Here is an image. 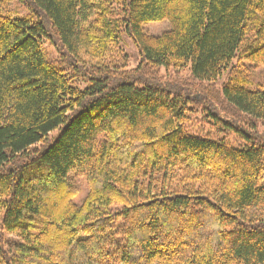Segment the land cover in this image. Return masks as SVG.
I'll return each mask as SVG.
<instances>
[{
  "label": "trees",
  "instance_id": "obj_1",
  "mask_svg": "<svg viewBox=\"0 0 264 264\" xmlns=\"http://www.w3.org/2000/svg\"><path fill=\"white\" fill-rule=\"evenodd\" d=\"M234 59L264 66V0H0V264H264V89Z\"/></svg>",
  "mask_w": 264,
  "mask_h": 264
},
{
  "label": "rangeland",
  "instance_id": "obj_2",
  "mask_svg": "<svg viewBox=\"0 0 264 264\" xmlns=\"http://www.w3.org/2000/svg\"><path fill=\"white\" fill-rule=\"evenodd\" d=\"M142 29L144 32L150 35H159L163 31L169 29V22L167 20L148 22L142 26ZM108 56L110 57L109 60H111L112 63L121 64L125 61L127 63V67L129 68L136 66L138 62L137 50L134 44H132V42L126 37H124V39L121 41L120 47L112 48L109 51ZM234 65L235 68L239 70V73L237 72L236 74L243 76L249 88L264 89V66L248 63L244 59H234ZM161 73L169 80L176 79L178 77L188 78L189 76L187 70L177 71L173 68H170L166 71L162 70ZM225 78L226 75L221 76L215 84L219 86L225 80ZM191 124V131L194 133L205 132L206 130L204 128L208 127V125L205 124V118L203 117V113H201V111H197L193 114ZM74 181L79 187V195L76 198V202L80 203L87 193V185L84 178L81 176H75ZM6 238L8 241L15 239L13 235H6Z\"/></svg>",
  "mask_w": 264,
  "mask_h": 264
}]
</instances>
